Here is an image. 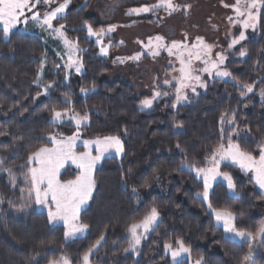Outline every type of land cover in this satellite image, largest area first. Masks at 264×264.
<instances>
[{"label": "trees", "instance_id": "1", "mask_svg": "<svg viewBox=\"0 0 264 264\" xmlns=\"http://www.w3.org/2000/svg\"><path fill=\"white\" fill-rule=\"evenodd\" d=\"M95 1L71 0L64 18L54 21L55 26L64 24L67 36L84 50L79 56L85 72L72 73L67 80L65 69L57 67V55L50 54L42 80L43 85H53L48 95L36 83L47 53L42 38L19 30L5 38L0 26V159L3 169H12L15 177L0 170V264H49L63 255L72 264H82L83 255L102 235L104 240L91 257L93 264H172L164 245L175 247L178 239L191 249L193 260L246 264L251 243L233 241L217 226L197 196L204 190L203 182L182 164L208 166L212 149L226 144L233 131L224 123L222 140V116H234L244 135L233 140L258 158L264 142V100L259 94L264 90V7L256 32L228 54L225 68L234 79H212L204 91L177 107L175 85L164 87L168 95L153 109L142 110L141 101L149 96H138L130 83L107 78L113 69L110 60L83 29L85 22L94 30L104 26L91 12ZM61 3L64 0L52 1L39 9L47 12ZM241 50L246 51L244 57ZM237 82L254 85L255 92L244 98ZM81 89L94 90L84 94ZM53 108L87 114L89 123L79 129L82 137L119 136L125 149L122 157H107L96 168L94 191L80 213L89 228L71 241L65 238L64 226L51 225L47 212L35 205L19 210L31 153L52 146V135L77 132L70 123H53ZM221 171L232 176L237 196L224 183H216L209 197L213 208L234 213L238 230L256 234L264 218V193L240 167L223 164ZM75 177L72 168L60 175L61 180ZM152 207L160 221L134 253L129 226ZM184 264L191 263L184 260ZM252 264H264V237Z\"/></svg>", "mask_w": 264, "mask_h": 264}, {"label": "snow or ice", "instance_id": "2", "mask_svg": "<svg viewBox=\"0 0 264 264\" xmlns=\"http://www.w3.org/2000/svg\"><path fill=\"white\" fill-rule=\"evenodd\" d=\"M71 0H64V3L59 6L45 12L43 15L39 11H32L37 5L45 4L50 5L52 0H0V24H2L3 37L10 36L11 31L21 22L25 25L29 20L37 22L41 28L50 30L56 38L61 40L65 46L67 52V68L71 69L75 67V72L80 73L83 67L81 60L77 57V54L83 49L79 48L78 41H73L68 38L64 31L65 25L59 24L54 26L53 21L58 18H64L65 10L68 8ZM229 5H226V7ZM185 8L190 5H184ZM236 13L237 20L235 22L242 24L243 29L255 28L256 21L258 19V12L261 7H264V0H235V3L231 5ZM157 8H165L169 15L173 12L179 11L181 5L174 3V0H158L157 4L152 6H142L140 8L131 9L128 14H140L153 12ZM31 12V16H25V12ZM21 17H24L21 21ZM243 18V19H241ZM229 17V20H232ZM83 29L87 31L89 37H94L95 41L100 45L99 51L103 55L108 54V46H105L103 37L115 30V25L109 26L107 30L101 29L96 31L93 26L88 22H85ZM245 32L240 31L238 37H233L228 47L234 48L239 45L241 41L245 40ZM148 52L153 55H159L161 48L166 49L169 55H178L179 63L181 65L179 69V87L176 88V102L187 101V94L184 92L185 88L191 87V91L195 93L196 88L192 86L191 82L194 80L200 87H206L207 85L201 81V76L195 73H208L215 75L219 78H232V74L222 66L225 65L227 57L223 52L216 53L215 59L212 58V45L205 44L200 37L196 38L194 45H187L181 42L172 41L171 45L165 44V38L157 35L156 37H150L148 44L144 45ZM177 51L174 53L173 50ZM240 56H245L246 52L241 50ZM141 57V53L129 57L128 59L138 61ZM121 62L123 60L121 58ZM194 61H200L204 66L199 69L193 68ZM44 61L41 62V72L43 70ZM57 67H60L57 65ZM67 79V77H66ZM173 79H177L173 77ZM234 79V78H232ZM38 86L43 88L45 94L53 87L52 84L41 85L40 80L36 81ZM165 84L170 83L169 80L164 81ZM238 86L243 89L242 95H247L253 92L254 85L240 84ZM94 89H81V92L87 94V92ZM39 95V94H38ZM168 93H162L155 91L151 98H146L141 101V108H150L153 101L161 96H166ZM260 96L264 99V90L260 92ZM66 103H71V100L65 98ZM175 106V105H173ZM69 109L52 110V122L63 123L64 118H68V122L74 121L77 132L72 136L64 137L52 135L50 140L53 143L52 147L42 146L38 150L31 153L29 156V166L26 176L29 179L30 188L27 190L30 198H34V201L38 205H44L48 209L49 221L52 224H58L63 222L66 228V238H76L79 235L87 232L89 225L84 223L80 219V211L85 207L92 196V192L95 188V179L93 176L96 165L113 152L116 154H123L124 144L119 136H105L103 138L97 137L91 140H84L82 144L85 151L77 152L76 143L80 139L79 128L82 124L86 125L89 117L87 114L81 116L79 113L72 112L69 114ZM221 138L224 139L225 117H221ZM227 123L234 125V116L232 119L227 120ZM238 135L236 129L233 128V132L228 134L227 143H220L214 149H212L211 156L206 158V163L210 165L207 168H200L194 164H182V167L194 172L197 178L202 179L204 190L202 193H197L198 197H202L208 201L209 189L212 188L213 182L220 179L226 182V186L230 191H234L236 185L232 176L227 172L220 171L222 163L234 164L240 167L243 171L253 173V179L261 189H264V142L259 145L260 151L258 158L250 152H245L241 149L240 144L235 142L232 138L233 135ZM95 147L97 154L93 155V148ZM179 147V146H178ZM3 159H0V170L7 171L8 175L14 180L12 169H3ZM75 164L79 169V174L75 179L61 180V170L65 168L67 164ZM51 202V203H49ZM207 207L214 215L217 226L221 227L223 231L228 234L229 238H251L252 233L238 230L235 225L236 216L234 213L227 210H218L213 208L210 201L207 203ZM159 212L157 208L152 207L147 215L138 223H132L129 226V233L131 236L130 248L135 250L140 245L142 238H144L149 232L154 231L158 226ZM261 234H264V224L258 229ZM104 240L102 235L95 244L88 249L83 257V264H91L90 256L93 250L96 249L101 241ZM176 246L173 247L172 243L164 245L165 250L170 254L172 264H184L183 257L189 256L191 249L187 247L182 239L176 240ZM249 257H245L247 261ZM50 264H71L68 257L61 258L60 261H51ZM195 264H202L201 260H196Z\"/></svg>", "mask_w": 264, "mask_h": 264}, {"label": "rangeland", "instance_id": "3", "mask_svg": "<svg viewBox=\"0 0 264 264\" xmlns=\"http://www.w3.org/2000/svg\"><path fill=\"white\" fill-rule=\"evenodd\" d=\"M52 1L54 2L57 0H52ZM157 3H158V0H96L95 3L93 4L91 12L97 19L98 23L104 24V26L101 29L107 30L109 26L115 25V30L103 37L105 46H108V54L105 56L100 53L103 57H106L110 60L111 67L113 68L111 73L108 74L107 78L111 81L120 79V80L125 81L126 83H130L134 87L136 94L138 96L147 94L149 96L148 98H151L155 91H160L163 93L162 88L175 85V104H174L175 106L174 107H177L178 105L182 103L188 102L190 100V96L198 95L201 91H204L207 86L200 87L199 84H197V82L193 80L191 84L192 86H195L196 88L195 93L191 91V87L185 88L184 92L187 94V101H182L180 103H177L176 102V88L179 87V82H178L179 77H180L179 69L181 67L179 63V56L175 54L169 55V53L164 48H161L159 50V55H156V56L151 55L148 52V49L144 47V45L148 44L149 38L150 37L154 38L157 35H159L165 38V44L169 46L171 45L172 41L181 42L183 44H187L191 46L196 43V38L200 37L203 39L205 44L213 46L212 47V58L213 59H215L216 53H219V52H223V54L226 57H228L229 52L234 50L235 47L243 44L249 38L251 34L256 32V30L258 29V25H259V16H260V11L262 7L259 9V12H258V19L256 21V27L254 29L248 28L246 30L243 29L242 24L235 22L237 20V16H236L234 9L230 7L231 5L235 3V0H174V3L181 5V8L179 11L173 12L171 15L168 14L165 8H157L155 11L148 12V13H140V14H132V15L128 14V12L133 8H140L145 5L152 6ZM184 5H190V7L185 8ZM226 5H229V6L226 7ZM43 6H47V5L45 4L37 5V7L33 9L32 11H39L41 15H43L45 12L39 9L40 7H43ZM66 10H65V13H66ZM31 14H32L31 12H28V11L25 12V16H31ZM229 17H232L233 19L229 20ZM23 19L24 17H21V21H23ZM53 24H54V21H53ZM0 26L3 27L2 24H0ZM15 30H19L23 33L36 34L42 38V40L47 46V53L42 59V61H44L43 70L41 72V69H40V75L38 78L40 80L41 85H43L42 80L45 76L46 67L49 63L48 57L52 53H55L57 55L58 60H59V66L65 69L67 80L69 79L72 73H77L75 72L74 66L71 69L67 68L66 66L67 65V52H66L65 46L61 40H59L53 34H51L50 30L41 28L37 22H34L32 20H29L26 25L23 22H21L11 31V33ZM99 30H96V31H99ZM240 31L245 32L246 39L241 41L239 45H236L234 48L230 49L228 45L231 43V40L233 37L239 36ZM90 38L95 41L94 37H90ZM98 46L100 48L99 44ZM176 51H177L176 49L173 50L174 53ZM137 53H141V57L138 61L128 59L129 57H132L136 55ZM79 54L80 52L77 54L76 57H74V59L78 57L81 60ZM117 58H121L123 62H121V60ZM203 66L204 65L200 61H194L193 63L194 69H199V68H202ZM222 67L225 68V65H223ZM84 72H85V68L83 66L81 69V72L77 74H83ZM195 74H199L201 76V81L205 83L206 85H208L209 81L212 79H222V78L216 77L215 75H210L208 73H195ZM173 77H176L177 79H173ZM230 79L231 78H223V80H230ZM165 80H169L170 83L165 84L164 83ZM50 89L48 90L47 94H45L44 91H42V94L48 95ZM254 92L255 90L253 88V92L248 93L247 95H250ZM247 95H244V98ZM162 97L163 96L154 100L152 106L150 108H144V110L153 109L155 103L158 100H160ZM69 114L71 115V112ZM232 118L233 116L227 117L225 119V124H227L228 127L232 128V130L233 128L236 129V132L238 133V135L234 134L232 136L233 139L241 138L244 135V132L235 123L234 125H230L229 123H227V120L232 119ZM63 123H70L76 127L74 121L68 122L67 117L64 118ZM88 123H89V120L87 124ZM58 124H62V123L58 122ZM83 126L84 124H82L79 129H81V127ZM55 136L59 138L60 136H63V135L57 134ZM64 137H69V136H64ZM100 138H103V137H100ZM91 139H95V138H84L80 135V139L76 143L75 150L77 152L85 151L82 141L91 140ZM52 146H53V143H52ZM96 154L97 152L94 147L93 155H96ZM123 154L118 155L115 152H113L109 155H106L105 158L110 157V156L122 157ZM103 159L96 165L95 170L100 165V163L103 161ZM223 164L225 163H222L221 166ZM207 167H210V165L208 164ZM67 168H72L76 172V176L79 174V169L76 167V165L69 163L65 166L64 169L61 170L60 175ZM220 171H221V167H220ZM247 173L251 174L252 177L254 175L251 172H247ZM93 176H94V173H93ZM198 179L202 181V179L200 178ZM219 182H222L226 185V182L220 179H217V181L213 182L212 188L209 189L208 201H210L209 197L213 190L214 185ZM256 185L260 189V191L264 193V189H261L258 184ZM29 188H30V183H29V179H27V187L24 190L22 205L19 210L24 211V210L30 209L32 206L35 205L39 210L45 211L48 213V209L46 206L36 204L34 201V198L29 197L28 192H27ZM230 194L233 196H237L236 190L230 191ZM200 198L207 205L208 201L204 200L202 197ZM87 205L81 209L80 213L87 207ZM159 221H160V215H159ZM262 224H264V218H263V221L261 222V225ZM51 225L52 226H56V225L64 226L63 222H60L55 225L51 223ZM65 231H66V228H65ZM151 232H149L144 238H142L140 245H138L135 250L131 249L132 252L136 253V250L140 248L142 242L148 238ZM86 233L87 232H85L82 235H79L76 238L83 237L84 235H86ZM226 235L228 237V234ZM263 237H264V234H261L258 231L256 234H253L251 238L234 237L230 239L233 241L239 242V243H242L245 241H248L251 243V248L247 256L249 257V259L246 261V264H252L254 256L257 252V248L259 247L260 241ZM73 239L75 238H71V239L66 238L67 241H71ZM98 247L93 250V253L90 256V261H91L92 255L98 249ZM165 254L171 260L170 254H168L166 250H165ZM63 257H68V256L63 255L61 258ZM61 258H59L58 260H53V261H60ZM183 260H189L191 264H195V261H196L192 259L191 252L189 256L183 257ZM91 264L93 263L91 262ZM202 264H204L203 259H202Z\"/></svg>", "mask_w": 264, "mask_h": 264}]
</instances>
